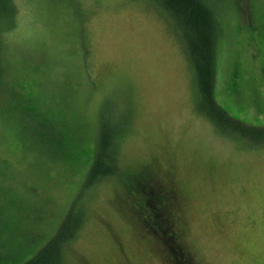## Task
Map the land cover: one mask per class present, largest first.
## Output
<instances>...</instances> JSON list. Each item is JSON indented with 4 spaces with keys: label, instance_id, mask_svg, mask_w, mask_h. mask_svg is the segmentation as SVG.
<instances>
[{
    "label": "rangeland",
    "instance_id": "obj_1",
    "mask_svg": "<svg viewBox=\"0 0 264 264\" xmlns=\"http://www.w3.org/2000/svg\"><path fill=\"white\" fill-rule=\"evenodd\" d=\"M61 1L19 0L6 39L0 264L28 261L69 212L64 264H169L119 195L120 173L145 165L195 264H264V142L220 135L198 109L176 26L149 0ZM213 2L215 100L264 127V0ZM118 129L119 175L88 183Z\"/></svg>",
    "mask_w": 264,
    "mask_h": 264
},
{
    "label": "trees",
    "instance_id": "obj_2",
    "mask_svg": "<svg viewBox=\"0 0 264 264\" xmlns=\"http://www.w3.org/2000/svg\"><path fill=\"white\" fill-rule=\"evenodd\" d=\"M18 1L0 0V97L7 91V68L5 69L2 63L7 56L6 39L17 23ZM62 1L67 5L69 3V0ZM149 1L167 15L182 38V47L196 80L198 109L216 126L220 135L235 136L256 147L261 145L264 142L263 126L244 123L232 117L215 100L213 85L219 24L214 0ZM122 133L123 130L120 129L102 133L103 152L96 162L93 155L86 172L89 176L88 183L99 181L106 174H118L117 145ZM145 166L130 173H120L118 176L121 184L119 195L124 196V199L128 198L130 203L126 205L129 216L135 217L133 222L136 221L141 236L153 238L152 248L159 251L169 264H195L183 246L182 236L175 229L174 212L177 203L174 193L160 182L158 184L150 172L151 169L148 165ZM73 221L69 212L50 242L23 264H64V245L72 240L81 226L80 221L72 228L76 223Z\"/></svg>",
    "mask_w": 264,
    "mask_h": 264
}]
</instances>
